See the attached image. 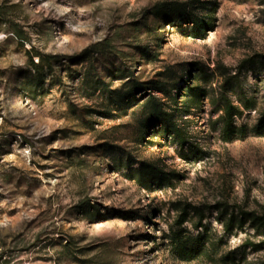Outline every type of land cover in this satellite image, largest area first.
<instances>
[{"label": "rangeland", "instance_id": "1", "mask_svg": "<svg viewBox=\"0 0 264 264\" xmlns=\"http://www.w3.org/2000/svg\"><path fill=\"white\" fill-rule=\"evenodd\" d=\"M170 2L189 15L168 24ZM151 95L184 141L145 133ZM245 213L264 214V0H0V264H264Z\"/></svg>", "mask_w": 264, "mask_h": 264}, {"label": "trees", "instance_id": "2", "mask_svg": "<svg viewBox=\"0 0 264 264\" xmlns=\"http://www.w3.org/2000/svg\"><path fill=\"white\" fill-rule=\"evenodd\" d=\"M189 2H170L166 4L164 11L162 7H157L158 11L155 14L158 16L161 12H164L165 15L163 16L167 23H175L179 18H183L186 15H189ZM163 10V11H162ZM166 16H168L166 18ZM195 23V21H193ZM197 25V23H195ZM200 26V24H199ZM144 49V48H143ZM144 51V50H143ZM156 56V55H152ZM120 78H127L130 77V73H122ZM128 89V94H130L133 98H136V94L141 91H147V89H155L159 90L163 93H167L165 89L166 83L163 81H149L152 84L151 87L145 85V83L140 81H133L131 82ZM147 105V115L144 120V131L147 133L150 128L158 126V130L160 132H164L172 136L173 138H178V140H185V136L183 133L182 128L178 124V122L174 119V112L169 110L165 103L161 101V99L157 98L156 96L151 95L149 100L146 101ZM223 110L225 114V128H224V135L227 140H232L236 138V136L240 135L241 133H245L243 128L237 127L234 122V116L238 114V109L232 103L226 99L225 104L223 105ZM260 132V130H259ZM134 164V163H132ZM158 171V167L155 164L149 162H143L139 168L134 169L132 173V178H137L143 184H146L147 178L153 180L154 176L156 175L155 172ZM135 174V175H134ZM137 176V177H135ZM247 220L252 221L253 225L256 226L258 229H264V214L259 215H251L249 213H245V216L238 221L239 226H244ZM237 218L235 216H231L226 221V227L229 231L235 225Z\"/></svg>", "mask_w": 264, "mask_h": 264}]
</instances>
